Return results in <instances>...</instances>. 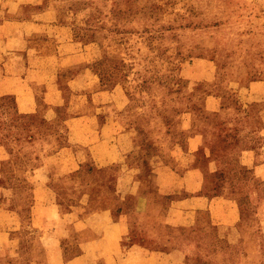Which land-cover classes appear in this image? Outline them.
<instances>
[{"label":"rangeland","instance_id":"374dc122","mask_svg":"<svg viewBox=\"0 0 264 264\" xmlns=\"http://www.w3.org/2000/svg\"><path fill=\"white\" fill-rule=\"evenodd\" d=\"M43 6L47 11L37 13ZM17 20L30 25L27 35L33 44L44 43L45 56L30 60L35 111L21 113L14 94H0V144L6 148L1 193L5 205L22 216L9 252L22 244L33 247L36 257L44 253L29 227L38 205L34 182L43 177L63 213L84 198L88 204L81 211L92 212L116 203L123 174L125 184L142 182L156 201L152 214L139 215L134 204L140 196H126V248L191 247V264H264V251L248 242L220 241L215 256L213 247L204 249L216 231L210 214L199 215L202 227H187L172 206L192 180L190 168L200 167L202 193L236 197L250 224L244 229L251 236L260 232L256 211L264 190L252 166L264 156V0H46L29 8L0 0V25H21ZM71 51L75 60L67 58ZM83 112L75 139L85 143L71 142L79 171L58 178L50 153L71 135L64 119ZM116 130L124 136L123 160L100 166L87 143ZM39 166L45 169L39 172ZM254 188L263 197L259 205ZM65 228L72 241L63 240L66 256H72L81 249L79 234L69 222ZM14 260L32 264L24 257Z\"/></svg>","mask_w":264,"mask_h":264},{"label":"crops","instance_id":"0c3cea01","mask_svg":"<svg viewBox=\"0 0 264 264\" xmlns=\"http://www.w3.org/2000/svg\"><path fill=\"white\" fill-rule=\"evenodd\" d=\"M20 7H34L39 4H44L46 0H18ZM46 6L38 9L37 13H43ZM47 11V10H46ZM45 11V12H46ZM15 19L5 21L4 23H13ZM21 25H0V94H14L16 97V108L21 113H30L36 110L38 105V92L35 90L34 73L30 74V60H43L45 53L42 51L43 42L39 44L36 39V44L27 35L30 25H24L26 21L17 20ZM37 30H48L45 27L61 29L66 25H32ZM41 36V33L36 34ZM60 40H62L60 38ZM67 58L75 60L77 54L71 51ZM62 54V52H60ZM75 57V58H74ZM39 70V68H37ZM34 68L32 69V72ZM98 76L97 73L92 72ZM31 76V77H30ZM79 75L73 77V81ZM70 84V83H68ZM89 114V112H88ZM87 113H76L64 119L66 129L70 136L66 137L68 141L65 146L59 147L52 151L54 163V173L58 178L68 175L72 172L79 171V159H77L74 151V142L85 143L75 139L77 129H81L82 120ZM117 126L121 123L115 122ZM72 132L74 134H72ZM121 130H116L114 135L105 136L97 141L87 143L88 147L92 148V154L96 163L100 166L110 165L114 162H122L123 160V145ZM71 142L74 144L72 145ZM5 145L0 144V264H16L15 258L24 257L25 261H32V264H191L188 261L187 253L191 251V247L183 248L180 246L165 248L145 247L140 244H132L130 248L124 245V236L130 226V218L124 214V208L127 205L126 196L128 194H137L140 197L134 204V208L140 210L137 214L150 215L156 208V201L150 195L154 194L151 190H143V185L134 180L132 184L128 182L125 175H120L118 183V199L115 202L105 206H100L92 212H82L88 204V199L81 200L70 211L63 213L57 200L54 197V192L50 193L47 190L48 185L41 180L34 182V192L37 197L38 205L33 206V214L30 218L29 227L30 233L37 237L44 253H40V257L33 255V247L22 245L18 249H13L9 252L8 247L17 233V230L22 225V216L18 209H10L5 205V198L2 196V160L6 157ZM251 150H247L249 152ZM253 156L257 153L253 151ZM251 156V155H249ZM62 162V167H61ZM39 166L36 170L39 172L45 169ZM255 170L257 179L261 183V188L264 190V156L260 162L252 166ZM212 169L211 171H214ZM189 173L191 181L183 188L181 196L172 198V206H177L180 213L184 216L181 224L187 227L203 226L199 215L201 213H209L210 220L216 228L213 235L214 241L210 244L209 241L204 243L206 246L213 247V254H219L220 241H228L232 245H238L245 242L247 244L258 245L260 253L264 251V203L258 206L256 211L257 223L256 228L260 227V232L253 236L244 229V225L249 227V223L243 221L242 208L238 199L233 196H207L203 194L205 173L200 167L190 168ZM257 187V186H256ZM141 190V192H140ZM257 188L254 192L257 195L256 205H259L263 199L262 195L257 193ZM144 191V192H143ZM178 191L172 190L170 194L174 195ZM253 197V196H252ZM35 202V203H36ZM40 204V205H39ZM43 205H46L47 212L43 210ZM114 206V207H113ZM119 208L118 214L114 211ZM172 208H170L171 210ZM154 210V211H153ZM50 212V213H49ZM179 212V211H178ZM70 217V218H69ZM187 217H189L187 219ZM69 218V219H68ZM67 222L72 224L79 234L80 251L72 256H66V247L72 243L70 232L65 228ZM258 231V230H257ZM197 235V234H196ZM195 236V235H193ZM201 236V235H200ZM199 236V237H200ZM203 235L202 237H205ZM189 237V236H186ZM67 239L64 245L63 240ZM210 250L207 249V252ZM9 252V253H8ZM264 260V258H263ZM261 260V263L262 261Z\"/></svg>","mask_w":264,"mask_h":264}]
</instances>
